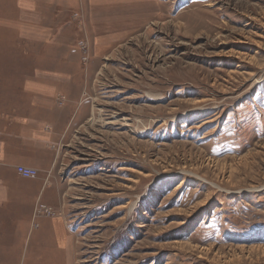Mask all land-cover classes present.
<instances>
[{
  "label": "rangeland",
  "instance_id": "1",
  "mask_svg": "<svg viewBox=\"0 0 264 264\" xmlns=\"http://www.w3.org/2000/svg\"><path fill=\"white\" fill-rule=\"evenodd\" d=\"M18 1L0 0V93L87 76L55 151L72 232H0V264H264V0H58L33 32Z\"/></svg>",
  "mask_w": 264,
  "mask_h": 264
},
{
  "label": "crops",
  "instance_id": "2",
  "mask_svg": "<svg viewBox=\"0 0 264 264\" xmlns=\"http://www.w3.org/2000/svg\"><path fill=\"white\" fill-rule=\"evenodd\" d=\"M113 3L114 0H103L101 8L110 5L113 10ZM42 5L50 13L65 11L58 0H19L16 5V12L31 15L26 27L32 32L35 27L30 23L41 19ZM120 5L123 1L116 5L119 12L130 10L119 8ZM16 20L19 21L18 16ZM10 22L13 28L20 27ZM86 76L81 69H41L29 72L21 81L15 80L19 84L7 87V93H0V232H18L21 249L25 241L29 244L34 232H48V237L53 232L57 245L66 240L65 232H72L66 221L67 208L62 204V188L56 182L59 165L55 151L59 135L72 119L68 116L70 105L78 101ZM61 95L70 103L58 108L56 98ZM19 165L36 170L37 176H20L16 172ZM45 209L52 210L53 215H48ZM42 241L43 238L38 239L39 245L35 246L48 252ZM63 259L67 261L64 254Z\"/></svg>",
  "mask_w": 264,
  "mask_h": 264
},
{
  "label": "built area",
  "instance_id": "3",
  "mask_svg": "<svg viewBox=\"0 0 264 264\" xmlns=\"http://www.w3.org/2000/svg\"><path fill=\"white\" fill-rule=\"evenodd\" d=\"M16 172L22 176V177H25V178H35L37 176V171L32 169V168H28V167H25V166H22V165H19L16 167ZM45 212L48 213L49 215V210L48 209H45L44 210Z\"/></svg>",
  "mask_w": 264,
  "mask_h": 264
},
{
  "label": "bare ground",
  "instance_id": "4",
  "mask_svg": "<svg viewBox=\"0 0 264 264\" xmlns=\"http://www.w3.org/2000/svg\"><path fill=\"white\" fill-rule=\"evenodd\" d=\"M181 184V183H180ZM180 184L179 185H177L176 187H179L180 186Z\"/></svg>",
  "mask_w": 264,
  "mask_h": 264
}]
</instances>
